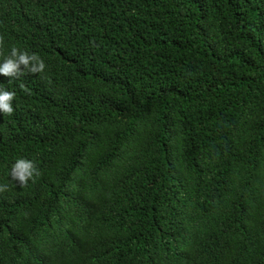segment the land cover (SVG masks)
<instances>
[{"label":"trees","instance_id":"1","mask_svg":"<svg viewBox=\"0 0 264 264\" xmlns=\"http://www.w3.org/2000/svg\"><path fill=\"white\" fill-rule=\"evenodd\" d=\"M0 37L45 63L0 75V264H264V0H0Z\"/></svg>","mask_w":264,"mask_h":264},{"label":"clouds","instance_id":"2","mask_svg":"<svg viewBox=\"0 0 264 264\" xmlns=\"http://www.w3.org/2000/svg\"><path fill=\"white\" fill-rule=\"evenodd\" d=\"M2 43V37H0ZM35 74L43 72L45 69L44 61L36 54L29 55L28 52H20L17 48L13 47L11 55L2 64H0V75L6 77H18L21 75V68ZM15 93L0 88V112L6 115H11L14 111L12 101ZM34 161L20 158L13 165L11 169V178L17 181L20 187L27 186L28 182H34L35 177L40 176ZM8 185H0V193L8 191Z\"/></svg>","mask_w":264,"mask_h":264}]
</instances>
